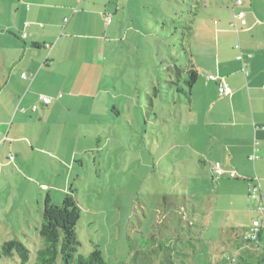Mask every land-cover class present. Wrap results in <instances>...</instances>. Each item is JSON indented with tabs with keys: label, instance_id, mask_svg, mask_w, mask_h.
Here are the masks:
<instances>
[{
	"label": "crops",
	"instance_id": "1",
	"mask_svg": "<svg viewBox=\"0 0 264 264\" xmlns=\"http://www.w3.org/2000/svg\"><path fill=\"white\" fill-rule=\"evenodd\" d=\"M241 1L201 0L191 38V65L199 76L180 119L185 120V144L192 152L194 170L203 176V186L207 179L215 192L210 214L225 202L231 225L239 227L235 231L240 252L256 253L255 247L264 241V213L257 211L249 187L259 182L264 202V0ZM148 2L1 1L12 19L0 24L4 39L0 40V235H7V240L29 235L22 226L14 229L13 220L22 225L24 219L29 228L34 199L39 203L42 192L53 203L64 198L83 177L81 157L100 150V140L91 131L100 129L107 113L120 116L111 104L121 92L127 94L119 86V82L125 85L127 72L121 79L118 75V64L128 66L127 61L111 58L110 52L118 49L120 34L125 43L133 29L124 19L144 17ZM239 12L244 13L245 24L235 19ZM239 51L243 62L237 60ZM187 68L175 67L174 73L170 69L169 79L178 75L180 81ZM22 73L31 77L23 78ZM211 75L215 79H209ZM222 83L229 87V95L219 93ZM42 96L50 97V103L44 104ZM138 105L149 119L148 106ZM252 155L257 157L251 159ZM215 162L224 170L219 177L213 170ZM231 170L238 176L231 177ZM24 198L26 202L18 201ZM245 216L251 220L241 221ZM255 218L261 222L258 241L245 242L241 232Z\"/></svg>",
	"mask_w": 264,
	"mask_h": 264
},
{
	"label": "rangeland",
	"instance_id": "2",
	"mask_svg": "<svg viewBox=\"0 0 264 264\" xmlns=\"http://www.w3.org/2000/svg\"><path fill=\"white\" fill-rule=\"evenodd\" d=\"M1 1L0 24H6L12 19L2 10ZM189 3L149 0L144 17L124 19L133 29L125 43L120 41L123 32L120 34L118 49H111L110 57L127 61L128 66L118 64L119 79L127 72L128 85L119 82L127 94L121 92L111 104L120 116L107 113L100 129L91 131L100 140V150L81 157L83 177L72 187L77 186L81 204L76 227L78 254L88 255L97 245L107 264H170L169 260L173 264H246L245 260L253 263L259 253L264 255V241L257 244L256 253L250 249L240 252L242 245L235 231L239 227L231 225L225 202L210 214L215 192L207 179L206 186L201 183L203 176L194 170L192 152L185 144L188 134L180 114L188 100L178 88L186 89V74L179 81L178 75L169 79L168 72L188 65L179 46L180 34L173 31L175 22L177 26L183 22L187 12L175 15L172 8L188 10ZM0 40L4 42L1 34ZM107 79L111 80L110 76ZM138 104L148 106L149 119ZM134 117H142L147 125L142 118L141 122H127ZM46 195L42 192L39 203L36 195L29 228L24 219L22 225L16 219L12 222L14 229L22 226L29 230V235L19 236L31 250L28 264L43 246L35 226L42 218ZM52 195L57 198L56 193ZM30 198L27 195V200ZM62 200L60 197L54 204ZM248 220L251 216L241 219ZM7 237L1 234L0 242Z\"/></svg>",
	"mask_w": 264,
	"mask_h": 264
},
{
	"label": "trees",
	"instance_id": "3",
	"mask_svg": "<svg viewBox=\"0 0 264 264\" xmlns=\"http://www.w3.org/2000/svg\"><path fill=\"white\" fill-rule=\"evenodd\" d=\"M186 4V3H185ZM201 0H190L188 10H176L172 8L175 15L187 12L178 26L175 22L173 31L179 32V46L183 50L187 60L185 86L179 87L187 97L196 83L199 73L192 64L191 38L194 21L201 8ZM166 6V5H165ZM181 15V14H180ZM76 190L77 188L74 187ZM70 188L64 195L60 204H54L48 195L43 201L42 220L36 230L43 239V246L36 249L34 262L32 264H107L99 246H95L88 255L78 254L80 241L76 227L81 219V204L77 199L76 190ZM25 235V233H24ZM32 257L31 250L18 238L3 240L0 242V264H28ZM170 264H173L169 260ZM246 264H264V256L259 257L256 262ZM146 264V263H143Z\"/></svg>",
	"mask_w": 264,
	"mask_h": 264
},
{
	"label": "built area",
	"instance_id": "4",
	"mask_svg": "<svg viewBox=\"0 0 264 264\" xmlns=\"http://www.w3.org/2000/svg\"><path fill=\"white\" fill-rule=\"evenodd\" d=\"M242 1L241 0H237V3L240 4ZM235 19H240L242 24L246 23V19H245V15L243 12H239L235 14ZM107 23H110L111 21V17L110 15L107 16L106 18ZM46 47H49V45L47 44ZM235 48L240 50L241 47L239 44L235 45ZM244 55L242 53V51H239L238 55H237V60H241L243 62L244 60ZM243 70L247 73L246 70V66L244 64L243 66ZM22 77L23 78H28L31 77L30 75H27L26 73H22ZM209 79H215V76L211 75L209 77ZM219 93L221 95H229L231 93L229 87L225 84L222 83L219 85V89H218ZM61 95H59L60 97ZM41 100L44 104H49L51 101V98L48 96H42ZM33 110H36V106L34 105L32 107ZM257 156L256 155H252L251 159H255ZM14 157L13 155L9 156V160H13ZM213 170L215 172L216 177H219L220 175H222V173L224 172V170L222 169V167L220 166L219 163L215 162L213 165ZM230 176L235 178L238 176V174L236 173V171L231 170L230 171ZM249 197L253 200H255L257 202V211L260 214L264 213V202H263V196H262V192H261V185L259 182H254L250 185L249 187ZM260 229H261V222L259 218H255L252 220L251 224L249 227H247L246 229H244L241 232V238L243 241L245 242H249V243H253V242H257L258 238H259V233H260Z\"/></svg>",
	"mask_w": 264,
	"mask_h": 264
}]
</instances>
